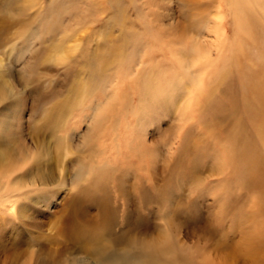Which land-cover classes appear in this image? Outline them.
Instances as JSON below:
<instances>
[{
    "label": "rangeland",
    "instance_id": "374dc122",
    "mask_svg": "<svg viewBox=\"0 0 264 264\" xmlns=\"http://www.w3.org/2000/svg\"><path fill=\"white\" fill-rule=\"evenodd\" d=\"M244 9L235 0L221 8L219 0H0V163L25 179L45 171L52 179L26 229L34 230L32 217L48 221L41 232L55 229V216L81 164L93 163L86 169L90 175L110 154V162H126L112 135L105 136L108 125L128 120L129 136L140 129L154 141L160 133L167 136L175 117L204 106L217 74L230 65L231 46L250 28L261 29L246 22ZM220 18L225 19L221 27ZM223 39L225 50L219 48ZM247 58L258 60L260 53L253 50ZM100 60L105 65H98ZM238 72L233 75L239 77ZM151 78L163 88L158 90ZM156 91L162 96L151 94ZM163 99L170 107L152 103ZM93 149L98 151L88 156ZM160 150L162 156L167 153V147ZM160 162L161 157L156 168ZM201 173H207L205 167ZM255 194L247 193L249 198ZM205 198L204 211L212 202L211 196ZM174 230H168L172 246ZM14 234H0V249L18 239ZM183 234L181 240L190 244ZM198 251L203 259L206 253Z\"/></svg>",
    "mask_w": 264,
    "mask_h": 264
},
{
    "label": "bare ground",
    "instance_id": "6f19581e",
    "mask_svg": "<svg viewBox=\"0 0 264 264\" xmlns=\"http://www.w3.org/2000/svg\"><path fill=\"white\" fill-rule=\"evenodd\" d=\"M225 1L219 0L220 8ZM235 3L244 5L246 22L261 29L250 28L231 46L230 65L216 77L215 87L223 85L219 94L210 88L204 106L175 117L170 134L160 133L154 141L140 129L129 136L125 119L103 129L127 160L102 157L90 175L85 173L93 163L81 164L55 216V229L41 232L48 221L35 217L34 230L26 229L33 206L44 203L52 187L50 174L25 179L0 163V234L15 233L19 239L0 249L3 264H264V25L255 20L264 19V0ZM220 20L219 27L225 25ZM226 46L223 39L219 48ZM253 50L260 53L258 60L247 58ZM165 102L152 101L161 108L172 104ZM162 146L167 147L163 156ZM249 190L256 192L251 198ZM207 196L212 202L204 211ZM173 226L174 246L168 231ZM181 230L190 244L181 240ZM198 248L206 253L203 259Z\"/></svg>",
    "mask_w": 264,
    "mask_h": 264
}]
</instances>
